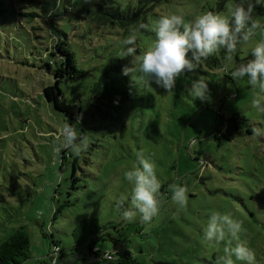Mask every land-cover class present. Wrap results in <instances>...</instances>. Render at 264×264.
<instances>
[{
  "label": "rangeland",
  "instance_id": "obj_1",
  "mask_svg": "<svg viewBox=\"0 0 264 264\" xmlns=\"http://www.w3.org/2000/svg\"><path fill=\"white\" fill-rule=\"evenodd\" d=\"M218 2L166 0L148 14L147 32H142L137 25L123 30L69 21L54 0H0L7 7H0V243L25 229L30 254L21 264H113L124 251L143 264H216L229 241L235 246L237 240L204 238L213 211L240 222L239 242L254 252L256 264H264V136L245 131L264 127V113L251 106L258 89L248 78L234 81L229 75L251 58V48L264 33L256 30L242 42L231 62L220 49L213 53L219 66L208 68L201 60L195 71L177 78L171 92L143 83L133 72L128 75L133 95L110 117L89 107V86L104 66L117 58L131 66L132 57L122 55V39L138 29L132 47L139 55L153 43L155 21L162 15L182 14L190 21L212 11L231 20L234 0H226L220 10ZM137 3L118 0L121 8ZM31 12L38 16L25 14ZM50 14L67 33L78 67L86 71L60 86L66 103L82 107L72 124L43 94L54 85L50 52L58 40L47 26ZM256 20L264 24V15ZM198 79L208 84L204 101L191 91ZM219 113L244 119L233 140L215 138ZM65 125L87 138L79 155L60 147ZM138 152L155 162L161 183L162 203L151 223H141L139 213L125 222L116 210L117 200L131 204L132 185L124 172L136 165ZM173 183L187 189L186 207L173 202ZM54 241L60 253L50 259ZM90 243L99 254L90 252ZM232 258L234 264H245Z\"/></svg>",
  "mask_w": 264,
  "mask_h": 264
},
{
  "label": "clouds",
  "instance_id": "obj_2",
  "mask_svg": "<svg viewBox=\"0 0 264 264\" xmlns=\"http://www.w3.org/2000/svg\"><path fill=\"white\" fill-rule=\"evenodd\" d=\"M252 11L253 6L249 2L247 7L244 3L229 7L231 21L227 16L212 11L196 15L190 21H186L182 14L162 15L155 21L153 43L142 54L134 55L136 49L132 47L138 29L120 41L126 48L122 55L132 57L131 66L123 67L122 74L132 75L137 72L143 83L149 86L154 83L166 92H171L177 78L186 72L195 71L202 59L224 49L228 54L226 59L231 62L239 42H248L256 30L264 33V24L253 19ZM140 27L143 28L144 25ZM250 54L251 58L236 66L229 75L234 81L248 78V84L258 89L251 106L264 113V38L255 43ZM136 65H139L138 69ZM191 91L195 99L206 100L209 91L207 81L193 80ZM61 135L63 143L60 147L71 149L76 155L88 146L87 138L78 136L71 125H65ZM252 135L264 136V127H253ZM156 167L154 161L138 152L136 165L124 172V178L132 185L131 204L125 207L123 200H117L116 210L125 222H133L139 213L141 223H151L158 215L162 202L158 199L161 183ZM169 189L173 202L181 208L186 207L187 189L176 183L169 185ZM240 231V222L234 221L229 215L217 211L211 213L204 229V238L220 243L225 240L226 235H230L237 240L235 246H231L229 241V246L224 248V255L218 257L216 264H234L233 256L245 264H256L254 252L238 240ZM59 253L58 247L56 257H59Z\"/></svg>",
  "mask_w": 264,
  "mask_h": 264
},
{
  "label": "trees",
  "instance_id": "obj_3",
  "mask_svg": "<svg viewBox=\"0 0 264 264\" xmlns=\"http://www.w3.org/2000/svg\"><path fill=\"white\" fill-rule=\"evenodd\" d=\"M24 2L34 0H20ZM59 4V11L68 18L69 21L75 23L92 22L96 26H113L120 27L123 30L129 29L131 26L137 25L142 32H147V16L157 5L166 0H138L136 5H130L121 8L118 0H54ZM226 0H219L218 10L223 9ZM237 3H244L245 7L250 2L253 6L252 17L257 19L264 15V0H234ZM17 3V2H16ZM18 4V3H17ZM7 9L6 6H0ZM61 8V9H60ZM31 17L38 16L37 13H25ZM54 14H50V18L46 19L49 32L57 36L58 40L51 49V56L55 64L53 70L54 85L46 86L43 89L44 97L47 102L66 117L71 120V124L82 114V107L77 104H68L64 101L63 92L60 88L62 83L77 81L84 76L85 70L77 65L76 57L70 50L67 42V33L58 27L55 23ZM231 21V20H230ZM144 25L143 28L140 26ZM243 41L239 42L236 49ZM221 55L227 54L226 50L220 49ZM205 65L209 67L219 66L220 61L216 55L212 54L207 59H202ZM51 64L49 66H51ZM127 63L117 58L111 64L103 67L99 77L89 86V102L93 113L98 114L102 118H108L114 110L122 106L124 102L131 98L135 87L128 75L122 74V68ZM244 119L238 114L232 116H224L220 113L216 117L215 138L233 140L242 128H244ZM247 133H252V129L248 128ZM57 246L54 241V246ZM52 249L49 254L53 259ZM89 250L91 253L99 254V250L90 243ZM29 240L25 229L17 230L10 237L0 243V264H21L29 257ZM111 258L113 259L112 255ZM113 264H143L138 261L128 251L120 252L118 261Z\"/></svg>",
  "mask_w": 264,
  "mask_h": 264
},
{
  "label": "built area",
  "instance_id": "obj_4",
  "mask_svg": "<svg viewBox=\"0 0 264 264\" xmlns=\"http://www.w3.org/2000/svg\"><path fill=\"white\" fill-rule=\"evenodd\" d=\"M57 253H58V247L55 246V247L52 249V254H53L54 257H56V256H57ZM106 256H107V258H110V257H111V255H109V254H107ZM54 259H55V258H54Z\"/></svg>",
  "mask_w": 264,
  "mask_h": 264
}]
</instances>
